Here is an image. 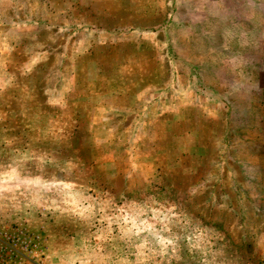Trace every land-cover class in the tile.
Returning <instances> with one entry per match:
<instances>
[{"label": "rangeland", "instance_id": "374dc122", "mask_svg": "<svg viewBox=\"0 0 264 264\" xmlns=\"http://www.w3.org/2000/svg\"><path fill=\"white\" fill-rule=\"evenodd\" d=\"M0 264H264V0H0Z\"/></svg>", "mask_w": 264, "mask_h": 264}]
</instances>
